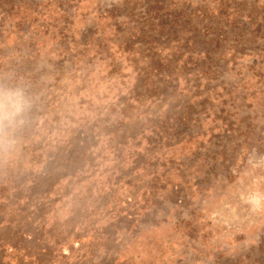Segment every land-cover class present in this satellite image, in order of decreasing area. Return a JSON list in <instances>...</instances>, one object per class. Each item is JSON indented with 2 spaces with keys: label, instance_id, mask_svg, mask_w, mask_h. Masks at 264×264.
<instances>
[{
  "label": "rangeland",
  "instance_id": "rangeland-1",
  "mask_svg": "<svg viewBox=\"0 0 264 264\" xmlns=\"http://www.w3.org/2000/svg\"><path fill=\"white\" fill-rule=\"evenodd\" d=\"M0 264H264V0H0Z\"/></svg>",
  "mask_w": 264,
  "mask_h": 264
},
{
  "label": "clouds",
  "instance_id": "clouds-1",
  "mask_svg": "<svg viewBox=\"0 0 264 264\" xmlns=\"http://www.w3.org/2000/svg\"><path fill=\"white\" fill-rule=\"evenodd\" d=\"M29 107V102L20 89L0 85V140L6 132L22 122L21 117Z\"/></svg>",
  "mask_w": 264,
  "mask_h": 264
}]
</instances>
